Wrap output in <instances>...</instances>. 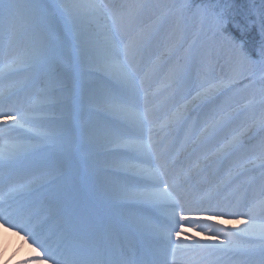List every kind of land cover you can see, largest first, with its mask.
Returning a JSON list of instances; mask_svg holds the SVG:
<instances>
[{"label":"snow or ice","instance_id":"6c2138e0","mask_svg":"<svg viewBox=\"0 0 264 264\" xmlns=\"http://www.w3.org/2000/svg\"><path fill=\"white\" fill-rule=\"evenodd\" d=\"M150 7L0 0V228L23 233L34 253L18 264H168L169 253L173 261L177 253L190 254L187 264H205L216 253H233L228 258L236 264H264V224L224 201L181 202L179 192L172 195L176 186L160 174L167 170L168 148L153 138L147 94L143 111L136 107L144 54L159 47V29L142 27ZM172 9L178 19L152 69L164 74L171 96L186 99L195 91L196 107L214 113L215 102L238 83L257 75L264 80V0L259 9H238L235 0ZM186 14L198 23L191 43ZM181 50L184 55H177ZM85 69H95L87 82L81 79ZM33 85L37 102L18 107L12 97ZM187 108L172 113L174 127L191 115ZM244 143L234 136L228 149ZM153 158L159 169L144 166ZM168 207L170 215L149 224L158 243L142 244L129 257L120 234L140 232L155 210ZM185 211L209 213L203 219L217 224L226 216L247 220L233 221L243 225L237 232L211 228V243L202 242L186 234L189 217L179 215ZM237 236L252 243L234 245Z\"/></svg>","mask_w":264,"mask_h":264},{"label":"bare ground","instance_id":"6f19581e","mask_svg":"<svg viewBox=\"0 0 264 264\" xmlns=\"http://www.w3.org/2000/svg\"><path fill=\"white\" fill-rule=\"evenodd\" d=\"M107 4H144L150 5L143 17L142 27L159 29L157 37L159 47L155 44L146 50L142 71L139 79L143 81L142 91L137 102V110L142 112L144 108V96L147 94L149 103L154 110L153 138L162 141L168 148L166 152L167 170H160L163 179L170 184L178 181L177 187L173 190V197L176 192L180 193L181 202H212L224 201L232 206V210L243 213H250L256 224H264V80L257 75L252 82L244 81L231 88L225 95L215 102L216 111L213 113L209 107H196L200 102L194 101L196 92L186 99L181 93L171 96V89H166V81L163 73L152 74L153 66L166 52L165 44L169 43L171 28L175 25L178 17L173 15L180 5L187 3L186 0H99ZM186 28L185 35L191 43L192 34L197 30L198 23L186 14L183 21ZM179 34H177L178 38ZM26 39L21 35L19 40L22 45ZM188 45H185L187 49ZM21 51H23L21 47ZM177 55H184L181 50ZM95 69H85L81 75L84 82L93 79L88 73ZM216 75L221 76L219 68ZM224 75H226V70ZM199 82V81H198ZM42 87V85H41ZM37 88L33 85L29 89L20 91L12 101L18 107L27 108L30 104L37 102ZM156 94V95H154ZM191 113L187 120L176 128L171 123L172 113L184 110ZM195 108L193 111L192 109ZM209 124L215 127L208 133L204 129ZM170 129V130H169ZM241 136L245 141L242 149L229 151L228 145L234 136ZM145 167L151 166L159 169V162L153 158L150 162L144 163ZM163 187V185H162ZM174 209L171 207L161 208L164 217L170 215ZM189 217V221L183 222L186 234L195 237L202 242H209L211 228L220 227L230 232H237L243 225H235V219L247 220V216L223 217L219 224L216 221L203 219L209 213L185 211L179 213ZM177 215V220H179ZM154 219L149 216L148 222L141 229L142 234H125L131 238V243H158L153 237L149 224ZM151 234V237H148ZM153 237V238H152ZM184 241V234L179 238ZM220 239H223L221 236ZM121 240V239H120ZM176 237L173 235V241ZM233 244L246 246L252 243L250 238L237 236L232 238ZM190 243V241H185ZM255 243H259L256 241ZM35 247V245H33ZM130 254V252L127 250ZM255 255L256 253H250ZM32 253L23 238V233L16 234V230L8 231L6 226L0 228V264H18V261L27 258ZM179 262L176 264H187L190 254L180 253ZM233 253L224 255L216 253L209 257L205 264H236V260H229Z\"/></svg>","mask_w":264,"mask_h":264},{"label":"rangeland","instance_id":"374dc122","mask_svg":"<svg viewBox=\"0 0 264 264\" xmlns=\"http://www.w3.org/2000/svg\"><path fill=\"white\" fill-rule=\"evenodd\" d=\"M187 3L194 2V3H200L201 0H186ZM236 7L238 9H246L252 6H255L256 9H259L261 7V0H235ZM257 29H258V23H257ZM253 35H256L255 33ZM170 130V129H169ZM174 183L170 184L173 185Z\"/></svg>","mask_w":264,"mask_h":264}]
</instances>
